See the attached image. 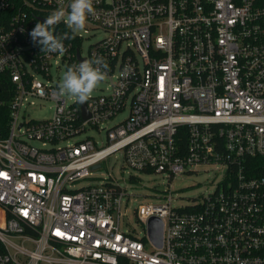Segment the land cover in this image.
<instances>
[{"label":"built area","instance_id":"2783aa9c","mask_svg":"<svg viewBox=\"0 0 264 264\" xmlns=\"http://www.w3.org/2000/svg\"><path fill=\"white\" fill-rule=\"evenodd\" d=\"M61 2L0 0V74L13 87L0 130V264H264V0H92L84 29L104 37L85 56L63 20V53L31 41ZM93 56L107 62L106 89L66 99L63 72ZM48 103L51 117L31 115ZM116 153L170 181L196 165L218 166L222 180L185 207L171 194L140 205L139 236L123 229L118 182L78 187Z\"/></svg>","mask_w":264,"mask_h":264},{"label":"rangeland","instance_id":"374dc122","mask_svg":"<svg viewBox=\"0 0 264 264\" xmlns=\"http://www.w3.org/2000/svg\"><path fill=\"white\" fill-rule=\"evenodd\" d=\"M76 34L82 37L83 56L87 55L93 45L104 37L102 32L90 31L86 33L85 29ZM106 87V83L99 82L92 93L98 94L101 88L106 89ZM65 97L66 99L72 98L66 95ZM52 114V104L50 103L46 104L42 110H31V115L38 119L51 117ZM86 135L92 136L98 142L104 138V135L99 134L97 130H90ZM187 171L191 173L178 176L170 181L166 175L145 174L126 167L121 154L116 153L103 162L102 167L93 173V178L80 182L78 187L100 185L106 181L118 182L128 194L124 200L126 216L122 218L123 229L135 230L139 236H142L144 231L135 214L140 205L164 203L171 194L173 207H185L212 193L222 180V169L218 166L196 165L188 168ZM131 176L136 179L131 180Z\"/></svg>","mask_w":264,"mask_h":264},{"label":"clouds","instance_id":"9594fccd","mask_svg":"<svg viewBox=\"0 0 264 264\" xmlns=\"http://www.w3.org/2000/svg\"><path fill=\"white\" fill-rule=\"evenodd\" d=\"M93 12L92 0H68L50 11L43 22L37 21L30 30L31 41L40 47V52L63 53L64 37L67 34H54V26L62 20L72 34L83 30L86 18ZM108 65L104 57L93 56L69 65L58 83L59 91L72 97L79 104L87 101L99 82L104 79Z\"/></svg>","mask_w":264,"mask_h":264},{"label":"trees","instance_id":"16d2710c","mask_svg":"<svg viewBox=\"0 0 264 264\" xmlns=\"http://www.w3.org/2000/svg\"><path fill=\"white\" fill-rule=\"evenodd\" d=\"M12 91L13 87L11 82L4 75L0 74V130L6 131L7 129L5 122L7 123L8 121L9 101L13 95Z\"/></svg>","mask_w":264,"mask_h":264},{"label":"water","instance_id":"95a60500","mask_svg":"<svg viewBox=\"0 0 264 264\" xmlns=\"http://www.w3.org/2000/svg\"><path fill=\"white\" fill-rule=\"evenodd\" d=\"M98 167L99 165L94 168ZM149 236L153 243L162 245V222L160 220L153 218L149 221Z\"/></svg>","mask_w":264,"mask_h":264}]
</instances>
